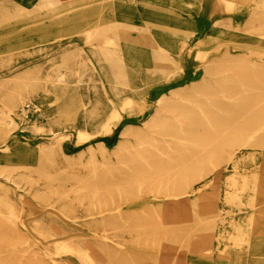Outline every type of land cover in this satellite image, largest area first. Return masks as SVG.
<instances>
[{
	"label": "rangeland",
	"instance_id": "rangeland-1",
	"mask_svg": "<svg viewBox=\"0 0 264 264\" xmlns=\"http://www.w3.org/2000/svg\"><path fill=\"white\" fill-rule=\"evenodd\" d=\"M0 264H264V0H0Z\"/></svg>",
	"mask_w": 264,
	"mask_h": 264
},
{
	"label": "bare ground",
	"instance_id": "bare-ground-1",
	"mask_svg": "<svg viewBox=\"0 0 264 264\" xmlns=\"http://www.w3.org/2000/svg\"><path fill=\"white\" fill-rule=\"evenodd\" d=\"M209 4V3H208ZM138 19V18H137ZM108 22H107V24H108V27L107 28H109V29H115V30H118V31H121V30H125V29H132L134 26L132 25V24H130V22H129V20L128 19H126V18H124V17H120V16H118V14H117V12H116V10H115V8H114V10H113V8H112V10H111V12H110V14H109V18H108V20H107ZM135 22V21H134ZM139 22V21H138ZM214 25V24H213ZM101 25H99L98 27H100ZM215 27V26H214ZM98 29V28H97ZM100 30V29H99ZM248 36H250V35H248ZM252 37H254V36H252ZM125 43V42H124ZM86 44H87V42H86ZM125 46V45H124ZM123 46V47H124ZM126 47V46H125ZM211 54V53H210ZM183 57V56H182ZM187 58H189V59H192L193 58V56H192V53H189L188 54V56H187ZM187 58H186V68H187ZM183 59V58H182ZM183 63V62H182ZM186 71V70H185ZM184 74V73H183ZM186 75H188V73L186 72L184 75H182V80L183 79H186L187 78V80H189L188 78L189 77H186ZM194 76V75H193ZM193 76L191 75L190 76V78H193ZM186 77V78H185ZM195 81V80H194ZM190 82V80L186 83V84H188ZM186 84H184V85H186ZM183 85V86H184ZM155 86H157V87H155L154 88V91L151 93V97H152V99H155V100H157V103H159L160 105H163V104H165V102H166V100H168V96H167V93L166 92H163V91H158V92H156L155 90L158 88V86H160L159 84H157V85H155ZM226 91V90H225ZM223 91H219V93H222ZM131 94V93H130ZM223 99V98H222ZM165 105H168V103L166 102V104ZM179 108H186L185 110H188V111H190L192 108H188V107H186V106H183V105H181V107H179ZM178 108V109H179ZM177 109V110H178ZM200 112H205L203 109L200 111ZM143 116V115H142ZM167 118V117H166ZM207 120H209V119H207ZM261 127V126H260ZM258 126L256 127V129L258 130ZM163 129H165V131H163V132H161V133H163V135L164 134H169L170 133V131H173V130H171V129H169L168 128V126H166V127H164ZM159 132V131H158ZM255 132H256V130H255ZM160 133V132H159ZM178 133H182V132H178ZM254 134V133H253ZM215 140H210L209 142H207V143H205L204 145H210V144H212L213 142H214ZM216 143L214 142V144L213 145H215ZM108 147V146H107ZM205 149V148H204ZM203 149V150H204ZM116 161V160H115ZM173 185H175V183H173ZM186 195L187 194H189L188 192L187 193H185ZM83 259V258H82Z\"/></svg>",
	"mask_w": 264,
	"mask_h": 264
}]
</instances>
